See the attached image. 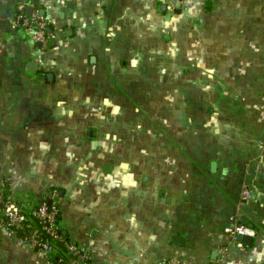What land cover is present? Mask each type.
I'll list each match as a JSON object with an SVG mask.
<instances>
[{"label":"crops","instance_id":"crops-1","mask_svg":"<svg viewBox=\"0 0 264 264\" xmlns=\"http://www.w3.org/2000/svg\"><path fill=\"white\" fill-rule=\"evenodd\" d=\"M20 4L52 22L48 51L13 26ZM152 75L165 100L149 94L156 117L135 125L150 164L112 177L81 148L109 101ZM1 179L33 203L57 189L62 232L93 264H209L236 220L257 236L224 264H264V0H0ZM0 264L52 263L4 233Z\"/></svg>","mask_w":264,"mask_h":264},{"label":"built area","instance_id":"built-area-1","mask_svg":"<svg viewBox=\"0 0 264 264\" xmlns=\"http://www.w3.org/2000/svg\"><path fill=\"white\" fill-rule=\"evenodd\" d=\"M187 0H181L186 3ZM24 4L17 6L12 17L15 28L22 29L29 39L43 51H48L57 41L58 33L52 27V22L40 10L27 14ZM39 66L43 62L39 61ZM251 199L249 188H243L239 206L243 207ZM28 202V203H27ZM62 198L57 189L44 193L36 202L16 199L12 186L5 180H0V246L2 235L21 237L31 248L43 253L52 264H93L89 250L69 241L62 232L60 217ZM225 233L227 245L216 249L217 257L209 264H224L230 248L247 251L248 244L239 241L240 237L255 239L256 230L247 222L236 220L227 227ZM161 264H188L181 258L173 257L162 261Z\"/></svg>","mask_w":264,"mask_h":264},{"label":"rangeland","instance_id":"rangeland-1","mask_svg":"<svg viewBox=\"0 0 264 264\" xmlns=\"http://www.w3.org/2000/svg\"><path fill=\"white\" fill-rule=\"evenodd\" d=\"M157 78L158 75H152V79L146 81V79L141 76V79H139L140 82L136 81L138 84L131 83L129 87V96L125 91L127 98L124 103H126V105H122V101H109V104L98 114V120L91 123V126L95 130H98L99 133L95 140H92L91 143H87L88 147L86 149L89 151H85V149L81 148V157H85L86 154L100 157L99 162L103 161L107 166L114 167L115 171L112 177H115V174L118 172L119 165L150 164L149 155L153 138L144 130L138 131L135 125L143 128L146 126V122H142V119L149 118L150 116L156 117V112H152L155 106L153 107L149 104L154 101L150 99V96H152L151 93L155 95L156 92L158 100H165L164 98L167 92L165 89V81L156 82ZM148 82L156 83L151 84L152 89H149ZM120 92L123 94L124 91L121 90ZM111 94H115V92H111ZM149 94L151 95L147 97ZM118 111L120 112L119 114ZM149 119H152V117ZM117 121L118 125L125 124L129 127L130 135H128V130L124 132V130H116L114 128L115 122ZM158 128L161 129V125H159ZM121 129H123V127H121ZM141 133L145 135L143 140L142 138L140 139ZM146 134L148 135L147 137ZM135 139H137V141H135ZM144 140L147 141V143L144 144ZM120 154H123L125 159L127 157L128 164L125 161L122 163L119 161L118 156Z\"/></svg>","mask_w":264,"mask_h":264},{"label":"water","instance_id":"water-1","mask_svg":"<svg viewBox=\"0 0 264 264\" xmlns=\"http://www.w3.org/2000/svg\"><path fill=\"white\" fill-rule=\"evenodd\" d=\"M33 13V8L32 7H29L28 8V11H27V14L28 15H31ZM30 68H32V69H35V64H30ZM32 71V70H31ZM52 78V75H49V79H51ZM90 137H93V131H91V133H90ZM65 234V233H64ZM175 239V238H174ZM239 241H241V242H243V243H246V244H248V245H252V243H253V239H251V238H245V237H240L239 238Z\"/></svg>","mask_w":264,"mask_h":264}]
</instances>
